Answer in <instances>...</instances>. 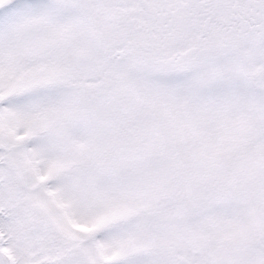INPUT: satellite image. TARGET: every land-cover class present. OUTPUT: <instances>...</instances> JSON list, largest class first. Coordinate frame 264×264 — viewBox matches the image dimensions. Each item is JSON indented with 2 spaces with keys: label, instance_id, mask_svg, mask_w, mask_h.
Instances as JSON below:
<instances>
[{
  "label": "snow or ice",
  "instance_id": "1",
  "mask_svg": "<svg viewBox=\"0 0 264 264\" xmlns=\"http://www.w3.org/2000/svg\"><path fill=\"white\" fill-rule=\"evenodd\" d=\"M0 264H264V0H0Z\"/></svg>",
  "mask_w": 264,
  "mask_h": 264
}]
</instances>
